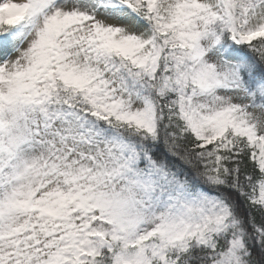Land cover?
I'll use <instances>...</instances> for the list:
<instances>
[{
	"label": "snow or ice",
	"instance_id": "1",
	"mask_svg": "<svg viewBox=\"0 0 264 264\" xmlns=\"http://www.w3.org/2000/svg\"><path fill=\"white\" fill-rule=\"evenodd\" d=\"M0 264H264V0H0Z\"/></svg>",
	"mask_w": 264,
	"mask_h": 264
}]
</instances>
